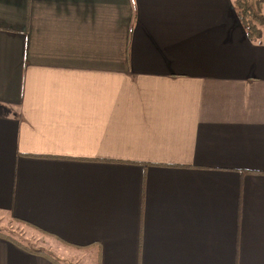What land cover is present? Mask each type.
Segmentation results:
<instances>
[{
    "label": "crops",
    "instance_id": "1",
    "mask_svg": "<svg viewBox=\"0 0 264 264\" xmlns=\"http://www.w3.org/2000/svg\"><path fill=\"white\" fill-rule=\"evenodd\" d=\"M14 217L62 264H264V24L234 0H0ZM0 264L59 263L0 234Z\"/></svg>",
    "mask_w": 264,
    "mask_h": 264
},
{
    "label": "trees",
    "instance_id": "2",
    "mask_svg": "<svg viewBox=\"0 0 264 264\" xmlns=\"http://www.w3.org/2000/svg\"><path fill=\"white\" fill-rule=\"evenodd\" d=\"M255 5L250 0H234L236 8H237V14L239 15L240 21L242 25L246 28L247 35L250 39L257 41L261 38L262 35V26L264 24V0H255ZM18 221H22L25 223H28L35 228L39 229L43 233H47L48 235H51L52 233H49L45 231L42 228H39L37 225H34L28 221H25L21 218L14 217ZM0 234L10 238L12 241L16 242L20 246L26 249H30L34 252H40L44 253L45 255L49 256L51 259H53L56 263L62 264L61 259L57 256H54L50 253V251H45L43 249H35L32 247H29L28 245L24 244L20 240L16 239L15 237H12V235L8 233H4L0 230ZM53 236V235H52Z\"/></svg>",
    "mask_w": 264,
    "mask_h": 264
},
{
    "label": "rangeland",
    "instance_id": "3",
    "mask_svg": "<svg viewBox=\"0 0 264 264\" xmlns=\"http://www.w3.org/2000/svg\"><path fill=\"white\" fill-rule=\"evenodd\" d=\"M0 227V229H2L4 232L12 235V237H15L16 239L20 240L21 242L32 248H39L48 252L50 251L52 255H58L61 261H63V259H66L65 256H61V254H63V252L61 251V248L63 247V242L61 240L56 239V237L48 235L47 233L41 232L39 229L35 228L34 226L28 223H22V221L20 222L15 219L13 223L7 224V222L2 220L0 221ZM66 251L70 250L65 249L64 254H71L70 252ZM97 260V256H95L93 259H89L91 264H97Z\"/></svg>",
    "mask_w": 264,
    "mask_h": 264
}]
</instances>
